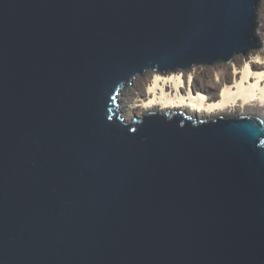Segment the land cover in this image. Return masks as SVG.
Wrapping results in <instances>:
<instances>
[{
    "label": "water",
    "instance_id": "1",
    "mask_svg": "<svg viewBox=\"0 0 264 264\" xmlns=\"http://www.w3.org/2000/svg\"><path fill=\"white\" fill-rule=\"evenodd\" d=\"M260 2L0 0V264H264V120L118 108L262 46Z\"/></svg>",
    "mask_w": 264,
    "mask_h": 264
},
{
    "label": "bare ground",
    "instance_id": "2",
    "mask_svg": "<svg viewBox=\"0 0 264 264\" xmlns=\"http://www.w3.org/2000/svg\"><path fill=\"white\" fill-rule=\"evenodd\" d=\"M260 15L259 11L256 34L264 43V19ZM254 55H257V61L253 60ZM196 65L160 74L148 70L144 78L135 75L131 81L133 84L130 83L121 93L123 97L119 100L125 120L129 122L155 112H168L170 118L174 112H182L198 120H208L233 117L229 115L243 108L262 113L264 120V45L259 50L237 56L232 68L224 65V68L210 69ZM255 69L257 71H253ZM197 78L203 79L204 84L194 85ZM207 87L221 90L220 96L207 94ZM133 93L136 96H132Z\"/></svg>",
    "mask_w": 264,
    "mask_h": 264
},
{
    "label": "rangeland",
    "instance_id": "3",
    "mask_svg": "<svg viewBox=\"0 0 264 264\" xmlns=\"http://www.w3.org/2000/svg\"><path fill=\"white\" fill-rule=\"evenodd\" d=\"M259 11L261 12V17L264 19V0H261V2H260V6H259V8L257 9V13H256V16H257V18H256V22L258 23V21H259ZM256 23V24H257ZM257 37H258V39H259V41L262 43V46H260V47H257V48H254V49H250L248 52H246V53H239V54H235L229 61H227V62H218V63H215V64H212V65H210V64H198V65H196V66H202V67H204V68H210V69H212V68H215V67H218L219 66V68H224V65H228V66H231V68H232V62H234V59L237 57V56H243V55H245V54H247V53H250L251 51H253V50H259V49H261L262 47H263V45H264V43L262 42V39H261V37L257 34ZM262 57V56H261ZM257 55H254L253 56V60L254 61H257ZM260 63H262V61L260 62ZM230 64V65H229ZM258 64V63H257ZM259 65V64H258ZM259 66H262V65H259ZM178 70H183V69H178ZM233 70H234V68L233 69H231V71L233 72ZM253 71H257V69H255V70H253ZM152 72H156L157 74H160V71H157V70H152ZM146 74H147V72L146 73H144V74H140L139 76H141V78H144L145 76H146ZM131 83V82H130ZM130 83H128L123 89H122V91H121V93H123L126 89H127V87L130 85ZM200 83H202V84H204V80L203 79H195L194 80V85H197V84H200ZM131 84H133V83H131ZM191 84H193V81L191 82ZM138 86V88H139V85H137ZM203 86H205V85H203ZM208 88V93L207 94H209V95H211V96H220V93H221V90H218V89H214V88H210V87H207ZM121 93H120V95H119V100L121 101L122 100V97H123V94H122V97H121ZM132 96H136V95H134V93L132 94ZM118 108L120 109V104L118 103ZM121 110V109H120ZM122 111V110H121ZM263 114L262 113H260V112H256V111H253V110H250V109H247V108H243V109H239V110H237L235 113H233V114H231V115H229V116H233V117H235V116H255V117H259V118H261V119H263L262 116ZM122 116H124V114H123V112H122ZM226 116V115H225Z\"/></svg>",
    "mask_w": 264,
    "mask_h": 264
}]
</instances>
